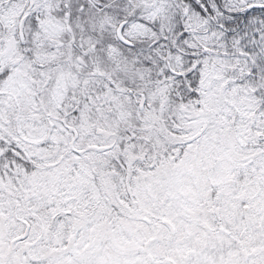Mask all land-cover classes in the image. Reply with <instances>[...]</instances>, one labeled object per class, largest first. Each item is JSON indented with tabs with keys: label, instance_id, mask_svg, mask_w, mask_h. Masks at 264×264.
Masks as SVG:
<instances>
[{
	"label": "snow or ice",
	"instance_id": "1",
	"mask_svg": "<svg viewBox=\"0 0 264 264\" xmlns=\"http://www.w3.org/2000/svg\"><path fill=\"white\" fill-rule=\"evenodd\" d=\"M0 264H264V0H0Z\"/></svg>",
	"mask_w": 264,
	"mask_h": 264
}]
</instances>
